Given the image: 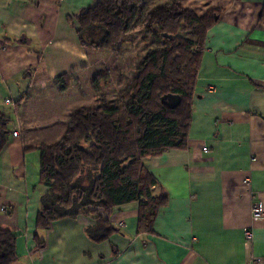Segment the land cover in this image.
<instances>
[{
  "label": "crops",
  "instance_id": "0c3cea01",
  "mask_svg": "<svg viewBox=\"0 0 264 264\" xmlns=\"http://www.w3.org/2000/svg\"><path fill=\"white\" fill-rule=\"evenodd\" d=\"M96 1L0 0V108L11 118L0 229L16 237L11 264H264V218L251 212L264 203V0H178L220 16L205 39L186 147L142 160L169 195L152 233L137 231V202L114 209L119 230L84 215L38 225L47 192L38 147L59 142L76 111L100 104L92 81L104 51L84 49L67 19Z\"/></svg>",
  "mask_w": 264,
  "mask_h": 264
},
{
  "label": "trees",
  "instance_id": "16d2710c",
  "mask_svg": "<svg viewBox=\"0 0 264 264\" xmlns=\"http://www.w3.org/2000/svg\"><path fill=\"white\" fill-rule=\"evenodd\" d=\"M219 16L217 8L198 15L178 0L156 7L143 0H97L67 16L86 50L119 54L121 39L137 29L161 44L141 58L121 103L101 98L98 107L76 111L59 142L38 147L41 179L47 186L38 216L40 227L48 229L62 218L84 215L95 223L109 224L111 231L119 230L111 223L114 209L137 202V231L153 232L157 214L168 204L169 195L159 188L158 179L142 160L167 149L186 147L205 39ZM101 76L92 81L97 97ZM68 79V75L56 79L62 90L69 87ZM167 93L181 96L178 107L171 109L161 103ZM19 103L16 101V106ZM10 121L0 108V152L9 141ZM15 245L14 232L0 229V264L13 263Z\"/></svg>",
  "mask_w": 264,
  "mask_h": 264
},
{
  "label": "rangeland",
  "instance_id": "374dc122",
  "mask_svg": "<svg viewBox=\"0 0 264 264\" xmlns=\"http://www.w3.org/2000/svg\"><path fill=\"white\" fill-rule=\"evenodd\" d=\"M73 15V14H72ZM191 37V35H187ZM121 51H104L101 53V98L114 104L122 101L123 93L136 75V67L148 49L158 47L161 43L153 40L142 29L125 34L120 43ZM93 51V50H91ZM111 59V61H110ZM98 75V74H97ZM104 90H107L106 92ZM107 97V98H106Z\"/></svg>",
  "mask_w": 264,
  "mask_h": 264
},
{
  "label": "built area",
  "instance_id": "2783aa9c",
  "mask_svg": "<svg viewBox=\"0 0 264 264\" xmlns=\"http://www.w3.org/2000/svg\"><path fill=\"white\" fill-rule=\"evenodd\" d=\"M7 103H12V101L10 99L6 100ZM15 136H17V131H15L13 133ZM203 150L206 152L207 151V147H204ZM251 212H252V217L255 220H260L262 218H264V203L262 201H256L253 202L252 206H251ZM247 237H250L251 234L249 231L246 232ZM254 264L258 263L259 260L258 259H253L252 261Z\"/></svg>",
  "mask_w": 264,
  "mask_h": 264
},
{
  "label": "water",
  "instance_id": "95a60500",
  "mask_svg": "<svg viewBox=\"0 0 264 264\" xmlns=\"http://www.w3.org/2000/svg\"><path fill=\"white\" fill-rule=\"evenodd\" d=\"M181 96L179 94L167 93L161 97V103L171 109L178 107L181 103Z\"/></svg>",
  "mask_w": 264,
  "mask_h": 264
}]
</instances>
